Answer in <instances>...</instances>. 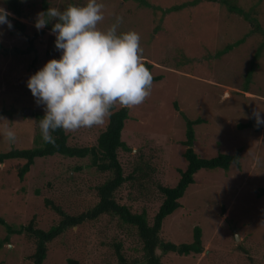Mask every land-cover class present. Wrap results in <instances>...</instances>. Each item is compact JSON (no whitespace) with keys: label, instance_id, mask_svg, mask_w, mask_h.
Here are the masks:
<instances>
[{"label":"rangeland","instance_id":"rangeland-1","mask_svg":"<svg viewBox=\"0 0 264 264\" xmlns=\"http://www.w3.org/2000/svg\"><path fill=\"white\" fill-rule=\"evenodd\" d=\"M22 1L25 5L21 20H25L27 35H13L14 27L0 26V115L15 113L4 116L10 122L0 121V153L37 145L40 128L33 115L44 113V108L33 100L26 81L47 60L59 58L60 52L50 33L51 24L37 32L36 14L49 6L63 9L87 2L45 0V8L44 0ZM145 1L153 7H146L139 0H98L105 5L104 19L98 27L106 29L117 15L122 16L118 33L137 31L143 48L142 61L152 64V73L162 77L142 103L130 106L126 131L129 138L124 140L133 152L120 153L124 176L131 167L138 169L147 164L153 168L154 178L142 190L138 173L133 184L128 181L121 188V202L133 211H145L153 224L162 203L158 184L176 186L178 169L187 166L183 114L192 120L203 118L206 123L194 130L197 155L211 158L222 151H239L240 161L231 166L230 172L200 170L194 175L195 182L180 200L181 208L166 218L160 237L176 244L192 243L194 228L199 226L203 253H168L161 256V263L264 264V196H258V189L264 188V124L261 131L237 128L239 122L255 119V109L264 117V0H228L248 17L231 12L223 2L204 1L165 13L164 10L194 0ZM8 2L4 4L6 8ZM228 46L233 49L227 51ZM15 49L29 52L18 54ZM24 99L31 105H25ZM108 118L98 125L67 130L68 143L94 146ZM5 126L15 130L14 142L4 137ZM227 140L228 144H224ZM135 155L142 157L144 163L135 161ZM90 162V158L61 155L37 159L24 181L15 168L23 162L0 164V216L13 226L28 225L35 218L37 228L49 229L57 215L46 207L45 199H52L66 211H84L94 202L86 185L100 180L94 168L88 167ZM78 166H83L82 171H77ZM77 184L85 192H79L82 188L74 190ZM37 189L41 194L36 193ZM5 236L0 225V241ZM114 242H122L128 264L135 259L141 264L143 244L135 229L122 228L117 217L108 216L57 239L50 245L44 264H68L69 259L81 264H120ZM34 252L35 246L25 236L14 235L0 249V264H32L30 257Z\"/></svg>","mask_w":264,"mask_h":264},{"label":"trees","instance_id":"trees-1","mask_svg":"<svg viewBox=\"0 0 264 264\" xmlns=\"http://www.w3.org/2000/svg\"><path fill=\"white\" fill-rule=\"evenodd\" d=\"M140 3L146 7L150 6L149 2L145 0H139ZM208 1L211 3L223 2L225 3L231 12H238L245 15L243 10L234 4H231L228 0H194L188 4H182L171 9L164 10L165 13L172 11H179L183 7L197 6L200 3ZM7 9L10 10L14 15L9 17V19L14 20V30L13 35L26 33V23L23 17V6L25 5L22 0H9L7 3ZM47 2L44 0V6L47 7ZM38 33L42 30H37ZM0 48H3L0 44ZM31 49V47L29 48ZM233 49V46H228L227 51ZM18 54H24L28 52H23L21 50H14ZM151 71L153 65L148 63V61L143 62ZM154 83L162 80L161 76H155L152 73ZM152 87V86H151ZM33 96V95H32ZM36 102V99L33 97ZM24 103L30 106L31 103L24 99ZM175 107H178L176 104ZM130 106H121L117 108L114 105L111 109V115L108 118L105 130L98 136L97 142L94 146H72L68 143L69 135L65 129H57L53 135L55 136V143H48L43 141L41 137V132L36 134L35 144L33 148H12L9 151L0 153V164L13 161H21L23 164L17 165L15 168L18 172V177L20 180L24 181L31 168L34 166L37 159H43L47 157H52L55 155H61L67 158H78L87 159L90 158L89 168H94L95 172L99 175L100 179L96 184H91L89 182L86 185V191H91L94 202L90 204L89 207L85 208L84 211L80 212L78 208L75 211L65 210L62 205H57L52 199H45V205L51 208L57 215V221H55L49 229L37 228L35 218L28 225L13 226L8 223L5 218L0 216V225L4 227L6 236L0 241V249L4 244H9L11 242V237L14 235L25 236L26 239L35 246V252L31 255L30 260L32 264H44L49 257L50 245L54 243L59 238H65L68 233L77 228L83 227V225L89 224L90 222H95L102 216H108L110 218H118L119 226L126 229H135L136 235L140 242L143 244V259L141 264H162L161 256L168 253H175L180 256H189L191 254H201L203 253L202 246V229L197 226L194 228V237L192 243H181L176 244L173 242H167L162 239L161 230L163 223L167 217L173 215L179 208H181L180 200L184 197L185 192L190 184L195 182L194 175H196L200 170H213V169H223L224 171H231V166L233 164H238L240 161L241 154L239 151L236 154H230L229 152H219L217 156L211 158H200L195 150L191 148L192 142L195 140L194 124L195 122L186 118V136L187 141L184 143L187 150L184 153V158L187 160V167L185 169L179 168L178 171L181 174V179L176 186L170 185H160L158 184V190L161 193L162 203L159 207V211L154 217V222L151 225L148 219V215L145 211L139 213L133 211L131 206L122 204L120 191L123 185L130 181L133 184L134 178L140 173V188L147 187V183L152 181L154 178V170L150 168L149 165H144L141 167L139 165L138 169L133 166L129 170V174L124 176L125 169L121 162L120 153H132L133 148L127 144L124 140L129 138L126 134L127 125L131 119ZM3 116L13 115L15 113L4 112L1 113ZM44 115L41 112H35L33 118H35L36 124L39 126V120ZM202 119V118H201ZM200 118L198 120H201ZM205 122V119H203ZM262 125L257 126L255 119L249 120L246 123L239 125V129L254 128L261 130ZM228 144V140L224 143ZM139 153L144 155L142 149ZM148 155V154H147ZM135 161L138 163H144L141 158L135 155ZM145 156V155H144ZM143 156V157H144ZM77 171L80 172L83 166L76 167ZM105 175V178L101 176ZM79 188H82L80 191ZM74 190H78L83 193L84 187L76 185ZM85 192V191H84ZM37 194H41L40 190H36ZM258 196H264V188L258 189ZM114 252L120 262V264H128L127 258L123 255V244L122 242H114ZM138 260L135 259L131 264H138ZM68 264H81L78 260L69 259Z\"/></svg>","mask_w":264,"mask_h":264},{"label":"clouds","instance_id":"clouds-1","mask_svg":"<svg viewBox=\"0 0 264 264\" xmlns=\"http://www.w3.org/2000/svg\"><path fill=\"white\" fill-rule=\"evenodd\" d=\"M5 3L6 0H0V26L11 29L9 17L14 14ZM104 7L103 2L87 0L85 4H70L63 9L49 6L36 14L34 26L40 30L51 24L50 33L55 36L54 44L60 52L59 58L47 60L26 81L36 103L44 108L39 128L45 142L55 143L53 133L57 129L75 130L101 124L111 115L115 104L138 105L150 95L153 76L142 61L140 34L135 30L118 33L123 21L119 15L106 29L98 27V22L104 19ZM253 116L257 126L264 124L261 111L255 109ZM199 118L192 120L194 130L206 123ZM0 121L9 120L0 115ZM223 122L226 125V120ZM3 135L10 143L15 141L12 127L5 126ZM180 179L181 174L177 182Z\"/></svg>","mask_w":264,"mask_h":264},{"label":"water","instance_id":"water-1","mask_svg":"<svg viewBox=\"0 0 264 264\" xmlns=\"http://www.w3.org/2000/svg\"><path fill=\"white\" fill-rule=\"evenodd\" d=\"M30 114V113H29ZM238 239H239V237L238 236H236Z\"/></svg>","mask_w":264,"mask_h":264}]
</instances>
